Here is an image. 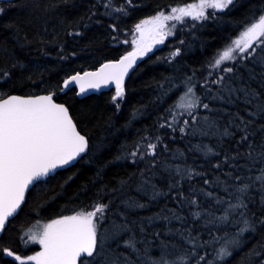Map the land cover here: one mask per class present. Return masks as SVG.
<instances>
[{
	"label": "trees",
	"instance_id": "obj_1",
	"mask_svg": "<svg viewBox=\"0 0 264 264\" xmlns=\"http://www.w3.org/2000/svg\"><path fill=\"white\" fill-rule=\"evenodd\" d=\"M196 1L0 0V99L54 93L89 144L76 165L33 186L0 247L22 259L34 256L42 246L29 239L33 225L105 204L96 223L100 255L87 258L89 264H264L259 182L245 198L247 210L229 209L241 196L238 189L264 170V113L258 111L264 45L218 72L222 80L203 77L218 54L264 15V0H236L179 32L140 61L120 102L114 91L83 99L75 89L62 94L69 77L125 56L128 34L141 21ZM185 83L209 109L176 117ZM230 88L258 95H229ZM245 218L254 231L241 232ZM221 248L231 254L220 259ZM0 264L20 262L0 253Z\"/></svg>",
	"mask_w": 264,
	"mask_h": 264
},
{
	"label": "snow or ice",
	"instance_id": "obj_2",
	"mask_svg": "<svg viewBox=\"0 0 264 264\" xmlns=\"http://www.w3.org/2000/svg\"><path fill=\"white\" fill-rule=\"evenodd\" d=\"M127 3L131 5V0H127ZM232 4L233 0H198V3L172 8L167 15L160 12L150 19L143 20L136 25L139 39L131 41L136 45L133 52L122 57L118 62L102 65L96 72H85L83 75L77 73L64 82V87L78 84L79 92L83 94L89 89L100 88L102 84L115 82L116 96L113 100H116L124 95V77L135 63L136 57L144 56L151 51L153 44L163 43L165 37L171 34V29L168 28L169 21L183 23L185 17L205 20L209 18L206 15L207 9L224 10ZM123 10L118 9V11ZM0 12H3L2 8ZM211 15L214 17L215 12ZM172 27L174 28L175 24ZM262 38H264V15L247 26L232 44L218 54L213 67L220 66L225 61L236 62L238 58L241 61L246 59V56L240 54L247 53L251 56L255 46L264 45ZM250 49L252 51H249ZM178 54L179 50L173 55ZM225 71L232 73L233 68L228 67ZM220 82L215 81V83ZM228 91L229 95L237 91L244 92L246 96L258 95L245 88H230ZM189 93H192V88L188 89L180 101H185ZM53 95L54 93H50L27 98L9 96L0 99V233L5 231L9 218L24 202V194L29 185L48 177L57 168L70 164L88 148V141L77 131L69 109L63 104L56 103ZM180 101L176 105L178 108L209 109V105L201 104L198 97L195 100L188 99L187 103ZM246 102L252 103L251 100ZM258 111L264 113V104L259 105ZM188 115L192 113L189 112ZM184 123L188 122L184 121ZM181 131L183 132L184 129L181 128ZM149 147L153 149L154 154L156 145L150 144ZM260 157L264 158V152L260 153ZM255 181L259 182L260 204L264 206V170H261V175L255 177L253 183L244 184L238 189L241 196L237 197L236 204H229V209L247 210L248 203L245 202V198L250 197ZM206 195L211 197L212 193ZM217 202L220 203L219 200ZM248 202L251 200L249 199ZM191 203L195 204L196 201L193 200ZM107 207L105 204H96L91 211L81 210L74 215L63 216L45 224L42 230L29 237L31 241L43 246V251L34 256L22 259L10 249L2 247L0 253L14 256L20 264H26V260L35 261V264H89L87 258L91 257L94 260L100 255L96 223L103 218L98 216V213L102 214ZM241 214L243 215V212ZM195 215L199 216V213ZM221 219L227 220L228 217L224 216ZM260 223L264 224V219L260 220ZM244 224L245 228H242L241 232L255 230L249 219L245 218ZM28 232H32V229L30 228ZM27 243L28 241L25 240V244ZM230 254L226 248H221L218 256L223 259Z\"/></svg>",
	"mask_w": 264,
	"mask_h": 264
},
{
	"label": "rangeland",
	"instance_id": "obj_3",
	"mask_svg": "<svg viewBox=\"0 0 264 264\" xmlns=\"http://www.w3.org/2000/svg\"><path fill=\"white\" fill-rule=\"evenodd\" d=\"M194 3H198V0L196 1V2H194ZM236 3V0H233V4L232 5H229V7L227 8V9H229L230 7H232L234 4ZM177 7H183V6H177ZM172 8H176V7H172ZM172 8H169V9H167V10H165V11H162V12H164L166 15L167 14H169V12H170V10L172 9ZM224 10H226V9H224ZM220 11H222V10H214V9H207L206 10V15L207 16H212L211 14L213 13V12H215V13H217V12H220ZM160 13V12H159ZM156 16V15H155ZM213 17V16H212ZM150 19V18H149ZM146 20V19H145ZM200 21H202V20H193V19H191L190 17H185V20H184V22L183 23H178V22H175V21H169L168 22V28L169 29H171V34L170 35H168V36H166L165 37V39H164V41H163V43H160V44H153L152 45V48H151V51H149V52H147L144 56H140V59L141 60H143V59H145L146 57H148L149 55H151L152 53H154L157 49H159V48H161V47H163L166 43H167V41L168 40H170L171 38L172 39H174L178 34H179V32H181V31H183V30H185V29H189L190 27H194V25H195V23H198V22H200ZM142 22V21H141ZM140 22V23H141ZM139 23V24H140ZM173 24H175V27L173 28L172 27V25ZM251 24V23H250ZM249 24V25H250ZM138 25V24H137ZM248 25V26H249ZM167 30V29H166ZM245 30V29H244ZM244 30H242L240 33H239V35L235 38V39H237L239 36H240V34L244 31ZM137 39H139V33L136 31V26L132 29V31L128 34V37H127V39H126V41H127V43L125 42V46H126V49H127V54L128 53H130V52H133L134 50H135V48H136V45L135 44H133V43H131V41H133V40H137ZM234 39V40H235ZM262 39H264V38H262ZM233 40V41H234ZM230 44H232V42L230 43ZM229 44V45H230ZM259 46H262V45H259ZM258 46V47H259ZM175 48H177L176 46H175ZM176 53V52H175ZM126 54V55H127ZM172 54H174V53H171V55ZM234 55H235V53H234ZM174 57L175 58H177V55H174ZM218 58V56L207 66V68H206V70H205V74L203 75V77H205V79H208V78H216L217 80L218 79H220L221 78V76H219V75H217V73L218 72H220V71H222V70H224V68L225 67H227L229 64H232V63H234V62H231V61H225L224 63H222L220 66H217V67H213V65H214V63H215V60ZM237 61V60H236ZM220 74V73H219ZM204 79V80H205ZM182 86H184V87H182V91H181V97H184L185 96V93H187V91H188V89L189 88H192V93H189L188 94V97L186 98V100L185 101H180V98H179V100L178 101H180L181 103H187V100L188 99H191V100H195L196 98H197V96L195 95V93H194V87L190 84V83H185V84H183ZM116 96V90L114 91V97ZM123 97H124V95L122 96V97H118L115 101H122V99H123ZM195 109V108H194ZM194 109H189V108H178L177 107V109H176V117H180L181 115H184V114H187V113H189V112H191L192 110H194ZM98 223V222H97ZM45 224H48V223H43V224H39L37 227H35L33 230H32V232H31V234H30V236L32 235V234H34V233H38L40 230H42V228H43V226L45 225ZM96 229H97V227H96ZM100 231H102L101 229H100ZM103 232V231H102ZM100 237H103V234H102V236L100 235ZM105 240H106V238H105ZM34 243H36L37 245H39V246H42L41 244H39V243H37V242H34ZM42 251H43V246H42ZM12 257V256H11Z\"/></svg>",
	"mask_w": 264,
	"mask_h": 264
},
{
	"label": "water",
	"instance_id": "obj_4",
	"mask_svg": "<svg viewBox=\"0 0 264 264\" xmlns=\"http://www.w3.org/2000/svg\"><path fill=\"white\" fill-rule=\"evenodd\" d=\"M125 56H126V55H125ZM123 57H124V56H123ZM121 58H122V57H121ZM121 58H120V59H121ZM120 59H118V60H116V61H111V62H118ZM140 61H141L140 56L136 57L135 63L132 65L131 68H129L127 75L124 77L123 87L125 86V83H126V81L128 80V78L132 75V73H133V72L135 71V69L137 68V66H138V64L140 63ZM106 63H110V62H106ZM106 63H104V64H106ZM104 64H102V65H104ZM102 65H101V66H102ZM101 66H99L96 70H91V71H86V72H96V71H98V70L101 68ZM84 73H85V72H84ZM84 73H79V74L83 75ZM75 75H76V74H75ZM73 76H74V75H73ZM71 77H72V76H71ZM69 78H70V77H69ZM69 78H68V79H69ZM68 79H67V80H68ZM71 89H75L78 98L83 99V98H86V97L91 96V95H99V94H101V93H106V92H110V91H115V90H116V86H115V82H111V83H109V84H107V85H103V84H102L101 87L98 88V89H89L86 93L81 94V93L79 92V85H78V84H71V85H69V86L66 87V88H65L64 85H63L62 94L66 93L68 90H71ZM43 95H47V94H41V95H37V96H43ZM10 96H17V95H10ZM7 97H9V96H7ZM7 97H6V98H7ZM19 97H22V96H19ZM29 97H36V96H29ZM25 98H27V97H25ZM53 100H54L56 103H59V102H57V101L55 100L54 97H53ZM59 104H61V103H59ZM63 105H64V104H63ZM65 107H66V106H65ZM69 114H70V112H69ZM70 116H71V114H70ZM73 122H74V121H73ZM74 123H75V122H74ZM76 128H77V127H76ZM77 131H78V129H77ZM80 134H81V133H80ZM81 135H82V134H81ZM85 138H86V137H85ZM86 139H87V138H86ZM87 141H88V140H87ZM88 149H89V144H88V148L85 150V152H84V153H81V155L78 156V157H77L74 161H72L70 164L65 165V166H63V167H60V168H57L53 173H50L48 177L41 178L38 182H34L33 184L29 185L28 189L26 190V192H25V194H24V202L21 204V206H20V208L17 210V212H16L12 217L9 218V221H11L13 218H15V217L19 214V212L21 211V209H22V207H23V205H24V203H25V201H26V198H27V195H28L29 191L33 188L34 185H36V184L39 183V182L45 181V180H47L48 178H51V177L55 176L58 172L65 171V170L71 168L72 166L76 165L77 162H78L79 160H81V159L87 154ZM7 225H8V223L6 224V227H7ZM6 227H5V229H6ZM3 233H4V232H3ZM3 233H0V239H1L2 235H3Z\"/></svg>",
	"mask_w": 264,
	"mask_h": 264
}]
</instances>
